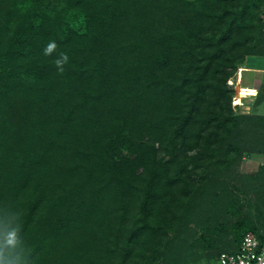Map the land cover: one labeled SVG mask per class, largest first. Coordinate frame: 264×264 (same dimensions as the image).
I'll return each mask as SVG.
<instances>
[{
	"label": "trees",
	"instance_id": "trees-1",
	"mask_svg": "<svg viewBox=\"0 0 264 264\" xmlns=\"http://www.w3.org/2000/svg\"><path fill=\"white\" fill-rule=\"evenodd\" d=\"M263 10L0 0V264H160L172 234L200 229L204 247L227 222L232 246L214 260L248 231L264 239L262 209L261 228L219 221L230 165L263 152L264 114H235L227 84L264 56ZM254 97L264 102V84Z\"/></svg>",
	"mask_w": 264,
	"mask_h": 264
},
{
	"label": "rangeland",
	"instance_id": "rangeland-1",
	"mask_svg": "<svg viewBox=\"0 0 264 264\" xmlns=\"http://www.w3.org/2000/svg\"><path fill=\"white\" fill-rule=\"evenodd\" d=\"M247 57L248 56H246L245 59ZM252 57L255 56H251L250 58ZM244 61L239 65L236 73H234V75L232 76L234 77L233 81L235 85H232L230 87L233 90L232 94L234 96L236 95L238 88L252 84V73L249 71H245L242 67ZM254 65H256V63ZM253 86H255V84ZM257 91L258 89L255 90L256 94ZM231 106L235 114H264V104H256L254 96H251L250 98L242 97L239 104L237 105H233L231 99ZM263 127L257 126L256 129L260 131ZM262 131L264 132V129ZM257 148L259 149L258 152L260 150L263 152L257 153V151L253 152V150H245L242 152L241 157L238 159V161H236L235 164L232 163L230 165V171L227 173L226 177L227 182L225 183V188L228 191V195L225 200H228V203L220 204L222 205L220 207L219 213L220 222L225 218H227L228 220L230 219L231 222L238 219H245L248 222L252 221L258 226V228H261L259 218L261 209L264 212V203L262 200H258V195L256 193L257 191L255 190L262 188L261 182L263 181V178L251 177L254 172H256L257 170L260 171L261 166L264 165V147ZM191 153H193V151ZM160 155H163L165 159H168L171 156V154L166 150H160ZM211 174L212 173L207 170L202 171L200 173V176L204 175L206 178H210ZM244 190L248 191L247 194H244ZM233 194L235 196H233ZM233 197H236V199L238 200L237 203L241 205V209L239 212L236 210L237 206L233 205L232 203ZM230 214H232V216ZM226 225L227 226H224L221 231L210 234L209 240L211 241H209L208 245H205L204 247V244H202V242L196 241L198 235H200V240L204 238V235H207V232H203L200 229L195 230L196 233L193 234L192 238L185 235V230H181L180 232L172 234V236H169L170 243L168 245L166 254L165 256L160 258V264H213L215 261V256L221 248H230L232 246L233 238L230 230V222H227ZM181 241H184L183 243L186 246H183L180 259L175 260L173 257V251L175 248H178L176 245ZM204 242H206V240H204ZM211 255H213V257Z\"/></svg>",
	"mask_w": 264,
	"mask_h": 264
},
{
	"label": "built area",
	"instance_id": "built-area-1",
	"mask_svg": "<svg viewBox=\"0 0 264 264\" xmlns=\"http://www.w3.org/2000/svg\"><path fill=\"white\" fill-rule=\"evenodd\" d=\"M263 4H264V0ZM264 17V10L262 11ZM234 77L227 80L229 86L235 85ZM256 95V92L253 96ZM240 102V101H239ZM232 96V104H239ZM213 264H264V239L248 231L243 234L238 247L234 251H222L217 256Z\"/></svg>",
	"mask_w": 264,
	"mask_h": 264
},
{
	"label": "crops",
	"instance_id": "crops-1",
	"mask_svg": "<svg viewBox=\"0 0 264 264\" xmlns=\"http://www.w3.org/2000/svg\"><path fill=\"white\" fill-rule=\"evenodd\" d=\"M248 56L243 64V69L252 73L253 80L252 84L245 85V88L258 89L262 83H264V56H255L250 58ZM252 61V62H251ZM251 63V64H249ZM256 63V65H254ZM255 82V83H253ZM255 84V86H253ZM261 104H264L262 102Z\"/></svg>",
	"mask_w": 264,
	"mask_h": 264
},
{
	"label": "bare ground",
	"instance_id": "bare-ground-1",
	"mask_svg": "<svg viewBox=\"0 0 264 264\" xmlns=\"http://www.w3.org/2000/svg\"><path fill=\"white\" fill-rule=\"evenodd\" d=\"M254 94H255V89L240 87L237 89V93L235 95V101L238 103L242 97L250 98Z\"/></svg>",
	"mask_w": 264,
	"mask_h": 264
},
{
	"label": "clouds",
	"instance_id": "clouds-1",
	"mask_svg": "<svg viewBox=\"0 0 264 264\" xmlns=\"http://www.w3.org/2000/svg\"><path fill=\"white\" fill-rule=\"evenodd\" d=\"M10 235H14V233L10 234ZM13 241L11 239H9L8 243H12Z\"/></svg>",
	"mask_w": 264,
	"mask_h": 264
}]
</instances>
